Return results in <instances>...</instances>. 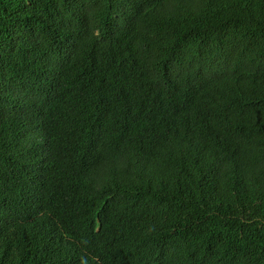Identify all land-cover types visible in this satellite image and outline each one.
I'll use <instances>...</instances> for the list:
<instances>
[{
	"label": "trees",
	"instance_id": "16d2710c",
	"mask_svg": "<svg viewBox=\"0 0 264 264\" xmlns=\"http://www.w3.org/2000/svg\"><path fill=\"white\" fill-rule=\"evenodd\" d=\"M0 264H264V0H0Z\"/></svg>",
	"mask_w": 264,
	"mask_h": 264
}]
</instances>
